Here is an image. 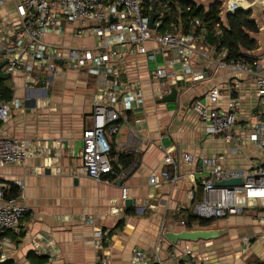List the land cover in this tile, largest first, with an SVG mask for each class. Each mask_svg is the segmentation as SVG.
<instances>
[{
	"label": "crops",
	"instance_id": "crops-1",
	"mask_svg": "<svg viewBox=\"0 0 264 264\" xmlns=\"http://www.w3.org/2000/svg\"><path fill=\"white\" fill-rule=\"evenodd\" d=\"M64 25L61 32L45 35V41L78 47L94 45L92 36L76 37L71 24ZM154 66L155 61L147 62L136 52L129 55L124 78L139 84L143 101L136 103L134 111L126 112L127 123L120 132L108 136L112 155H126L124 162L114 166L123 176L115 179L104 175L94 180L82 172L80 160L82 132L91 125L92 78L83 70L69 68L52 84L45 87L40 83L25 96L22 71L7 73L3 65L2 72L9 75L3 81L12 90L9 100L16 99L19 106L0 122V134L44 147L37 156L0 168V185L8 189L14 183L19 191L16 199L27 207L19 229L9 233L12 241L6 246L9 259L5 264H130L135 250L144 252L151 264H264L259 209L222 218H205L195 212L203 198L199 183L203 157L217 159L223 167L232 169H246L260 161L248 139L247 127L256 121L258 112L264 111V99L255 96L250 79L232 83L234 73L229 68L205 65L201 68L203 79L182 77L168 86L169 92L164 95L175 89V100L163 102L164 96L154 93L156 86L149 76ZM213 86L221 89L222 101L217 105L221 111H225L228 98H239L232 127L239 139L225 142L222 135H207V122L191 109L195 100L207 101L205 95ZM129 127L136 131L133 139L129 138ZM232 147H238L239 153H231ZM169 148L190 154L192 162H181L180 178L175 182L151 184L149 177L153 174H174L172 166L163 162ZM129 149L137 151L129 153ZM121 186L127 188L126 200L131 199L132 204L120 198ZM190 214L209 222L201 225L194 221L187 226L185 219ZM183 229L225 233L208 240H165L155 253L160 230ZM97 232L102 234L100 238ZM242 237L251 239L248 245L241 242ZM185 244L192 255L180 253Z\"/></svg>",
	"mask_w": 264,
	"mask_h": 264
},
{
	"label": "built area",
	"instance_id": "built-area-1",
	"mask_svg": "<svg viewBox=\"0 0 264 264\" xmlns=\"http://www.w3.org/2000/svg\"><path fill=\"white\" fill-rule=\"evenodd\" d=\"M256 1L0 0V61L6 60L4 67L7 73L22 71L25 96L35 87L37 89L40 83L45 87L52 84L60 72L69 68L83 70L91 77L94 88L91 125L82 132L81 170L94 180H100L104 175L119 179L123 174H117L114 168L119 162V154L112 155L108 136L119 133L123 123H127L126 112L134 111L138 106L136 103L143 101L139 84L124 78L129 55L136 52L147 62L155 61L149 76L156 86L154 93L160 97L169 92L168 86L182 77L188 76L191 81L203 79L201 68L214 65L215 69L229 68L234 73L230 80L232 83L250 79L255 96L264 99V48L248 63L226 61L225 48L218 53L215 51L223 34L224 14L237 9H250ZM212 4L219 7L220 18L214 22L212 30H207L201 26L199 17L191 18L188 12L200 7L207 11ZM172 7H175L174 10ZM153 13L156 16L153 28H150L149 20ZM64 23L71 24L72 34L76 37L92 36L94 45L78 47L47 43L45 35L61 32ZM209 32L214 38L212 45L207 43ZM261 43V39H258L260 46ZM158 55L162 58L160 65L157 64ZM177 63L178 72L175 71ZM205 96L207 101L195 100L191 109L207 122L206 134L222 135L225 142L239 139L232 133L239 98H228L225 111H221L217 107L222 101L220 87L213 86ZM18 106L16 99H0V122L5 121ZM255 116L256 121L249 122L247 131L260 161L251 163L246 169H232L223 167L217 159L203 157V176L199 181L203 198L195 206L196 214L205 218H222L257 208L260 210L258 224L264 229V111ZM135 133V129L129 127L130 139L135 137ZM43 150V146L33 147L24 139L0 134V168L19 164L28 157L41 154ZM131 151L136 152L137 149H129L128 152ZM230 151L239 153L238 147H232ZM163 162L172 166L174 174H153L149 177L151 184L161 180L172 183L178 180L181 162L191 163L192 156L169 148L165 151ZM231 178H240L241 184L216 185L218 181ZM17 184L22 186L20 181ZM3 188L0 185V264L9 259L6 251V246L12 241L9 233L19 229L27 211L26 205L16 198H5ZM127 197V188L121 186L120 198L125 201ZM180 224L184 225V221L181 220ZM101 235L97 232L99 238ZM165 240L164 231L160 230L155 253ZM240 240L248 245L251 239L242 237ZM180 253L190 256L192 250L185 244ZM130 264L151 262L144 252L135 250Z\"/></svg>",
	"mask_w": 264,
	"mask_h": 264
},
{
	"label": "trees",
	"instance_id": "trees-1",
	"mask_svg": "<svg viewBox=\"0 0 264 264\" xmlns=\"http://www.w3.org/2000/svg\"><path fill=\"white\" fill-rule=\"evenodd\" d=\"M174 8L175 7H172V10H174ZM188 15H190L191 18L196 16L199 17L201 26H204L207 30H212L214 22L218 21L220 18V10L218 6L212 4L207 11L202 7L197 9L192 8V10L188 12ZM262 18L264 20V10L262 11ZM259 28V25L252 17V11L250 9H237L230 14L225 13L223 34L216 45L215 51L218 53L222 48H225L227 50L226 56L224 57L226 61L250 62L262 50V47L258 45L256 37L260 31ZM11 95L12 90L7 83L5 81H0V99L9 100ZM124 157H126V155L122 156L119 154V162H124ZM128 157L130 156L128 155ZM3 189L5 198L7 199L16 198L19 194L18 187L14 183H11L8 189L5 187ZM194 221H198L201 225L209 222L201 219L198 220L197 217L192 214L188 215L185 219L187 226H190ZM2 264H5V262Z\"/></svg>",
	"mask_w": 264,
	"mask_h": 264
},
{
	"label": "water",
	"instance_id": "water-1",
	"mask_svg": "<svg viewBox=\"0 0 264 264\" xmlns=\"http://www.w3.org/2000/svg\"><path fill=\"white\" fill-rule=\"evenodd\" d=\"M227 14H230L228 12ZM156 14L153 13L150 16L149 26L153 28V21ZM207 42L211 45L213 43V36L211 33L207 35ZM6 63V60L0 61V81L8 79V74H4L1 70L3 65ZM61 63V61H59ZM176 90L173 89L171 94L164 96L161 101H173L176 98ZM241 179L240 178H231L227 180H221L216 182L218 186H227V185H240ZM125 204H132V200L128 199L125 200ZM225 233L224 230H211V229H197V230H181L179 232H165L164 236L168 241L171 243H176L177 241H197V240H208V239H215Z\"/></svg>",
	"mask_w": 264,
	"mask_h": 264
},
{
	"label": "rangeland",
	"instance_id": "rangeland-1",
	"mask_svg": "<svg viewBox=\"0 0 264 264\" xmlns=\"http://www.w3.org/2000/svg\"><path fill=\"white\" fill-rule=\"evenodd\" d=\"M251 2V0H249ZM253 1V0H252ZM263 4L264 0H257L254 4L253 7L250 8L252 11V17L255 19L257 24L259 25V33L256 35L257 38L261 39L262 43L261 45L264 47V20L262 18V11H263ZM85 37V36H84ZM259 45V44H258ZM157 64L160 65L162 64V58L161 55H158L157 57ZM154 65V64H153ZM178 67V65H176Z\"/></svg>",
	"mask_w": 264,
	"mask_h": 264
}]
</instances>
